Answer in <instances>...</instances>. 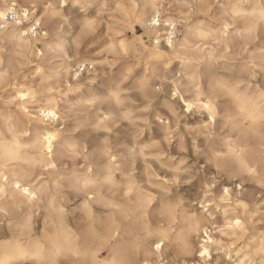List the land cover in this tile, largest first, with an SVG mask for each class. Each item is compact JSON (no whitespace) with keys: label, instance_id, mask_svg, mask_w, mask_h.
<instances>
[{"label":"clouds","instance_id":"obj_1","mask_svg":"<svg viewBox=\"0 0 264 264\" xmlns=\"http://www.w3.org/2000/svg\"><path fill=\"white\" fill-rule=\"evenodd\" d=\"M0 264H264V0H0Z\"/></svg>","mask_w":264,"mask_h":264}]
</instances>
